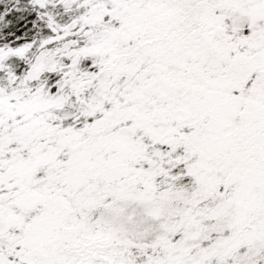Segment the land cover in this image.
I'll list each match as a JSON object with an SVG mask.
<instances>
[{"label":"snow or ice","instance_id":"snow-or-ice-1","mask_svg":"<svg viewBox=\"0 0 264 264\" xmlns=\"http://www.w3.org/2000/svg\"><path fill=\"white\" fill-rule=\"evenodd\" d=\"M0 264H264V0H0Z\"/></svg>","mask_w":264,"mask_h":264}]
</instances>
